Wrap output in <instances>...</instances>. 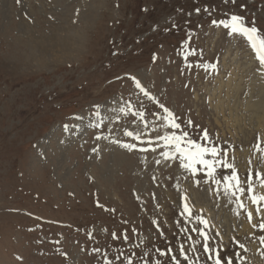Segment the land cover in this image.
Segmentation results:
<instances>
[{"label":"rangeland","instance_id":"374dc122","mask_svg":"<svg viewBox=\"0 0 264 264\" xmlns=\"http://www.w3.org/2000/svg\"><path fill=\"white\" fill-rule=\"evenodd\" d=\"M231 15L264 33V0H0V264H104L105 254L118 264L121 253L142 264L145 253H178L181 243L206 264L195 216L208 221L211 247L264 264V230L252 227L264 222V203L237 193L240 209L224 190L228 168L212 177L198 171L194 184L179 155L161 156L175 149L157 139L187 132L227 148L242 185L252 168L254 193L264 195L255 177L264 158L254 148L257 136L264 141V74L243 37L211 23ZM34 43L50 44L41 61ZM188 47L195 56L186 58ZM205 63L217 68L196 66ZM148 140L154 151L122 146L146 148ZM181 194L193 213L187 220Z\"/></svg>","mask_w":264,"mask_h":264},{"label":"snow or ice","instance_id":"6c2138e0","mask_svg":"<svg viewBox=\"0 0 264 264\" xmlns=\"http://www.w3.org/2000/svg\"><path fill=\"white\" fill-rule=\"evenodd\" d=\"M20 0H17V3H19ZM205 11H208L206 8ZM196 12L199 13L200 9L197 8ZM212 25L215 27H223L227 30V36L229 38H235V37H243L248 46L250 47L251 51L255 55V59L258 61L259 68L257 69L262 74H264V33H262L254 24L249 26L245 23L244 17L239 15H231L228 19H221V20H212ZM173 27H176L175 24H173ZM199 27V26H198ZM196 35L192 30H189L187 33V40L191 41L193 36ZM187 44V41L185 42ZM197 53V49L188 47L186 52V58L187 56H195ZM202 55V50H201ZM153 60H155V54L153 55ZM197 67H203L206 71L207 70H215L217 68V64L212 63L208 64L205 63L203 65L197 64ZM191 67V65H189ZM130 79L133 81L135 88L139 89L141 92L144 93L145 96H150V93L143 87L141 82L136 77H130ZM160 108L163 109V111L167 114L164 117V120L168 122V124L173 129H179L181 126L180 124L176 123V119L174 115L169 111L167 107H165L163 104H160ZM188 125L192 124V121L189 120ZM99 125H97L98 127ZM198 127V126H197ZM65 130H67V125L65 126ZM125 135L129 137H134L136 140L141 139V133L134 132V131H125ZM188 133L183 132L181 135H177L175 132H173L171 135H164V136H157L158 140H163L166 142L165 146L171 148H174V152H161V156L164 157L165 160L168 159H174L179 155L180 158V166L185 169H190L192 176H193V182L196 185H199V180L195 179V175L198 171H206L207 175L209 177L213 176V173L215 172V169L217 167H223L231 169V175L230 176H224V190L227 193H230L233 197L236 198L238 207L240 209H244V203L240 200V196L237 195V193L243 194L247 192L249 195L251 201L255 205H259L261 203H264V195H256L254 193L253 189V169H248V176H247V187L245 188L242 185V182L238 178L237 171L234 168V165L231 163H228L227 157H228V151L227 148H217L215 144H213L211 147H207L201 144H198L196 141L187 139ZM100 137H97L99 139ZM203 139L205 141H209V133L207 129L203 131ZM149 147L146 148H138L137 144L135 143H128L122 145L126 149L129 150H139L141 152H148L150 150H153L151 148L152 141H147ZM264 143V141H261V138L257 136L256 143L254 144V148L257 152L261 154V157L264 158V148L261 147V144ZM206 156H210L211 158H206ZM188 162H185V161ZM193 161L195 163L200 164L202 167L200 169H197L194 167ZM157 164L161 163L160 160L156 161ZM251 163V161H249ZM255 177L257 180L260 181L261 185H264V173L260 172L258 169L255 171ZM216 184H219V181H213ZM180 200L182 203L183 212L181 215L185 216V219H190L193 217V213L191 211V208L187 202L188 197L184 194H181ZM257 213L261 211L260 207H257L256 209ZM239 214V213H237ZM253 213L251 211L247 212V217L249 221L252 220ZM195 220L199 227H192V232H198L201 237H203L202 241V250L203 253L206 256V264L207 262H211V264H241V262L244 260V257L240 255L239 251L235 252V255H223L224 252L223 248H214L210 246V236L206 232V228L209 226L208 221L204 219L202 216H195ZM153 223H156V221H153ZM253 228L259 227L260 229L264 230V222L257 224H252ZM186 232L187 229H184ZM91 235V234H90ZM220 233L217 232V236H219ZM113 239H119L120 237L117 236V233H112ZM123 238L127 240V234H123ZM192 237L189 236L188 240H191ZM261 244H264V236L260 237ZM195 243H201L200 241H195ZM239 248L244 249L243 244L238 245ZM178 253L172 248L168 247L167 249H156L157 256L156 258H152L151 254L145 253L144 256L147 257V259H143L142 264H165V260L161 258L167 259V264H198L199 257H197L196 262H194L193 258L188 254V251H186L184 244L181 243L178 246ZM190 251H195V249H190ZM93 252H100L99 248H94ZM66 255V254H65ZM116 261L118 264H134V261L132 259L131 255H124L121 253L119 256L116 257ZM104 264H113L112 260L108 258V256L104 255Z\"/></svg>","mask_w":264,"mask_h":264},{"label":"bare ground","instance_id":"6f19581e","mask_svg":"<svg viewBox=\"0 0 264 264\" xmlns=\"http://www.w3.org/2000/svg\"><path fill=\"white\" fill-rule=\"evenodd\" d=\"M69 28H70V30H72V27H69ZM51 40L52 39H50V41ZM62 41H63V45H64V43H66V45H67V43L70 42V41H68L67 37L65 38V40H62ZM49 45L45 46L44 44H42V45L39 44L38 45L37 43H34V46L31 47V51H32L33 56L36 58V60L41 61V58H45L44 55L47 52L44 49H46V48L48 49Z\"/></svg>","mask_w":264,"mask_h":264}]
</instances>
